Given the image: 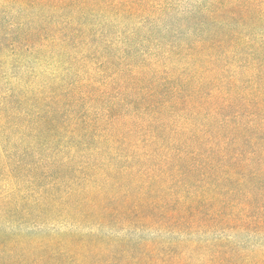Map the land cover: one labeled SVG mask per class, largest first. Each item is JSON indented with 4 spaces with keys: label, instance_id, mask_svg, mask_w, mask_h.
I'll list each match as a JSON object with an SVG mask.
<instances>
[{
    "label": "trees",
    "instance_id": "1",
    "mask_svg": "<svg viewBox=\"0 0 264 264\" xmlns=\"http://www.w3.org/2000/svg\"><path fill=\"white\" fill-rule=\"evenodd\" d=\"M0 264H264V0H0Z\"/></svg>",
    "mask_w": 264,
    "mask_h": 264
},
{
    "label": "rangeland",
    "instance_id": "2",
    "mask_svg": "<svg viewBox=\"0 0 264 264\" xmlns=\"http://www.w3.org/2000/svg\"><path fill=\"white\" fill-rule=\"evenodd\" d=\"M142 235L145 236V237H149L150 236V234L147 233V232L143 233Z\"/></svg>",
    "mask_w": 264,
    "mask_h": 264
}]
</instances>
